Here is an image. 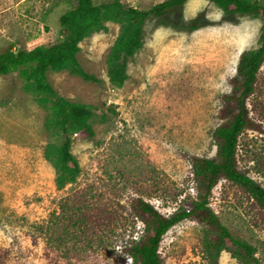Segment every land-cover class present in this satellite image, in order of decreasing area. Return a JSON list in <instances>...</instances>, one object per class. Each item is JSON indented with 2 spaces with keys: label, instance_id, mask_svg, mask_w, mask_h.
<instances>
[{
  "label": "rangeland",
  "instance_id": "obj_1",
  "mask_svg": "<svg viewBox=\"0 0 264 264\" xmlns=\"http://www.w3.org/2000/svg\"><path fill=\"white\" fill-rule=\"evenodd\" d=\"M160 1L122 0L141 8ZM75 4L0 0V52L60 41L59 16ZM197 15L201 25L191 28ZM263 24L262 15L226 14L211 0H187L164 17L150 16L142 46L126 60L122 86L112 84L107 73V55L120 24L107 21L106 28L87 34L78 58L99 81L68 69L48 71L59 94L95 110L94 135L72 137L81 171L63 188L46 157L47 149L55 152L64 139L54 126L53 99L27 87L19 69L0 73V264H16L21 257L25 264L130 263L119 252L140 235L142 223L126 208L129 198L142 196L165 214L181 204L190 206L196 197L191 159L216 156L213 132L222 121L223 94L233 90L231 78L244 53L258 47ZM246 104L262 129L240 135L239 167L264 186V62ZM64 198L72 204L90 201L94 211H112L100 212L104 220L112 219L91 230L96 233L91 246L84 245L77 256L56 251L57 263H51L41 253L44 241L30 245L22 234L50 212L58 213ZM209 205L234 236L255 246L264 264V211L258 204L238 184L221 178ZM211 240L207 224L186 218L164 234L162 264H208ZM232 250L223 247L218 264H242Z\"/></svg>",
  "mask_w": 264,
  "mask_h": 264
},
{
  "label": "trees",
  "instance_id": "obj_2",
  "mask_svg": "<svg viewBox=\"0 0 264 264\" xmlns=\"http://www.w3.org/2000/svg\"><path fill=\"white\" fill-rule=\"evenodd\" d=\"M186 1L162 0L148 8H141L127 5L122 0L99 3L94 0H76L75 5L59 16V23L64 31V37L60 41L49 45L37 44L30 48L20 47L17 50L8 48L0 52V73L19 69L27 87L45 92L54 101V126L58 133L64 135V139L55 152L48 148L46 157L56 168L59 188L74 183L78 178L81 166L71 150L72 137L75 133L87 137L94 135L92 117L95 110L91 105L59 94L49 80L48 71L68 69L86 80L99 81L96 75L83 67L78 58L80 42L90 32L106 28L107 21H115L120 24V29L107 55V73L112 84L122 86L128 77L126 60L142 46L147 18L164 17L181 9ZM211 1L217 3L226 14L264 16V0ZM200 25V16L193 17L190 27L197 28ZM263 62L264 24L258 47L244 53L239 62L238 74L231 78L233 90L223 94L220 109L222 121L213 132L217 145L216 156L194 155L191 159L196 197L190 206L181 204L165 214L142 196L129 198L126 208L142 223V230L137 238L123 244L120 249L119 254L131 258L128 264H162L160 244L164 234L186 218H196L212 230V250L209 251L208 264H218L219 253L227 246L233 249L232 254L242 264H262L256 255L255 246L234 236L221 222L209 205V197L219 180L225 178L238 184L264 211V186L240 169L238 161L239 137L242 132L247 129H262V124L250 115L246 99L256 91L258 72ZM103 211L112 212L102 208L94 211V204L90 201L72 204L64 198L58 213L50 212L43 222L33 224L22 236L30 245H37L42 239L45 245L41 252L43 257L51 263H57L56 251L62 255L73 251L72 254L77 256V251L83 249L84 245H92L96 233L91 230L101 224L107 225L112 219L104 220L101 216ZM69 243L72 245L67 246ZM29 254L30 252L25 253L24 257ZM15 263L25 264L22 257Z\"/></svg>",
  "mask_w": 264,
  "mask_h": 264
}]
</instances>
